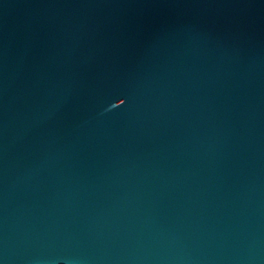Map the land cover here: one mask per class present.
<instances>
[{"label": "water", "instance_id": "water-1", "mask_svg": "<svg viewBox=\"0 0 264 264\" xmlns=\"http://www.w3.org/2000/svg\"><path fill=\"white\" fill-rule=\"evenodd\" d=\"M0 264H264V0H0Z\"/></svg>", "mask_w": 264, "mask_h": 264}]
</instances>
